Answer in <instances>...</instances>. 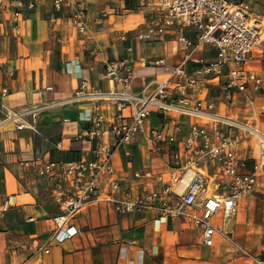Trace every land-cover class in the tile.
<instances>
[{
  "label": "crops",
  "instance_id": "obj_1",
  "mask_svg": "<svg viewBox=\"0 0 264 264\" xmlns=\"http://www.w3.org/2000/svg\"><path fill=\"white\" fill-rule=\"evenodd\" d=\"M33 1V8L22 7L18 20L11 19V11L0 18V264H261L255 256L264 258V173L255 189L241 197L235 214L228 220L222 211L216 215L226 236L217 235L212 245L203 242L200 229L181 219L162 217L156 209L119 213L104 199L70 218L78 233L54 239L53 216L62 211L55 180L27 162L36 156L70 158L82 151L91 156L95 141L78 134L97 97L75 98V93L119 89L107 77L106 65L125 57L135 70L132 87L140 90L162 74L163 67L148 59L171 57L177 27L162 40H140L131 34L149 18L152 6L145 0H83L88 31L80 33L67 21L50 20L53 0ZM122 33L128 36L122 38ZM215 54L210 47L198 52L206 59ZM263 54V47L256 46L250 66L264 68ZM252 96L253 104L239 95L217 110L253 120L264 131V90ZM100 102L107 113L115 110L114 100ZM149 122L158 124L160 118L152 115ZM126 147L132 154L125 153ZM240 147L252 167L256 139H243ZM155 160L164 165L143 138L121 145L113 158L123 181L142 189L161 185L134 174ZM66 189L72 187L67 184Z\"/></svg>",
  "mask_w": 264,
  "mask_h": 264
},
{
  "label": "built area",
  "instance_id": "obj_2",
  "mask_svg": "<svg viewBox=\"0 0 264 264\" xmlns=\"http://www.w3.org/2000/svg\"><path fill=\"white\" fill-rule=\"evenodd\" d=\"M152 6L149 18L132 28V37L162 40L177 27V46L169 59H148L163 72L133 89L135 70L129 58L111 60L106 75L119 89L85 91L75 98L97 97L80 138L95 141L91 156L82 151L70 158L36 156L27 164L40 175L55 180V195L62 211L53 216L54 239L63 241L78 233L70 218L99 199L111 203L119 213L156 209L186 226L201 230L203 242L212 245L217 235L226 236L215 222L222 211L228 220L239 208L241 197L255 189L264 173V131L253 120H241L217 110L233 104L241 95L253 104V92L264 90V68L250 66L253 49L264 50L263 21L245 0H145ZM33 0H0V18L11 11L16 21L22 7ZM50 20L60 19L80 33L88 31V10L83 0H53ZM127 33L121 37L126 38ZM206 47L215 49L212 59L198 55ZM264 57V54H263ZM86 83H83L85 86ZM7 88H3V93ZM101 99L114 100L115 110H103ZM158 115L160 122L149 119ZM255 138L257 154L252 167L242 155L243 139ZM143 138L156 160L136 177H151L159 186L140 188L126 184L113 158L116 150ZM62 148V142H58ZM133 150L126 147L125 153ZM72 189H66V185ZM142 189V190H141ZM45 252L50 247H42ZM264 264V258L255 256ZM22 264V263H20Z\"/></svg>",
  "mask_w": 264,
  "mask_h": 264
},
{
  "label": "rangeland",
  "instance_id": "obj_3",
  "mask_svg": "<svg viewBox=\"0 0 264 264\" xmlns=\"http://www.w3.org/2000/svg\"><path fill=\"white\" fill-rule=\"evenodd\" d=\"M249 2L250 6L254 9V11L259 14L260 18L263 21L264 27V0H245ZM264 145V139H262Z\"/></svg>",
  "mask_w": 264,
  "mask_h": 264
}]
</instances>
